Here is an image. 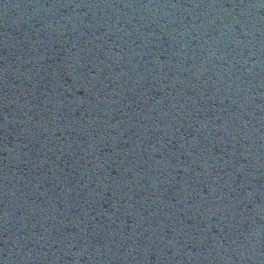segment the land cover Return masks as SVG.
Instances as JSON below:
<instances>
[{
  "label": "water",
  "instance_id": "obj_1",
  "mask_svg": "<svg viewBox=\"0 0 264 264\" xmlns=\"http://www.w3.org/2000/svg\"><path fill=\"white\" fill-rule=\"evenodd\" d=\"M0 264H264V0H0Z\"/></svg>",
  "mask_w": 264,
  "mask_h": 264
}]
</instances>
